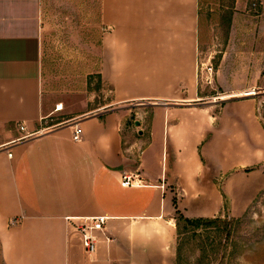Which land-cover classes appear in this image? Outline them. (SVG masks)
<instances>
[{
    "label": "crops",
    "instance_id": "1",
    "mask_svg": "<svg viewBox=\"0 0 264 264\" xmlns=\"http://www.w3.org/2000/svg\"><path fill=\"white\" fill-rule=\"evenodd\" d=\"M198 3L100 0L111 109L37 135L61 111L43 92L41 0H0V264H175L174 198L187 218L220 216V182L264 162L256 104L201 103ZM100 216L90 256L67 220Z\"/></svg>",
    "mask_w": 264,
    "mask_h": 264
},
{
    "label": "rangeland",
    "instance_id": "2",
    "mask_svg": "<svg viewBox=\"0 0 264 264\" xmlns=\"http://www.w3.org/2000/svg\"><path fill=\"white\" fill-rule=\"evenodd\" d=\"M198 17L201 103L216 110L227 102L256 104L264 131V0H199ZM101 33L100 0H41L43 92L55 111L62 110L39 132L111 109L112 93L98 73ZM138 114L133 111L128 121L132 141L138 139ZM234 177L229 193L220 182L223 214L213 218L243 220L238 238L244 240L236 256L231 244L213 264H264V162L237 169ZM187 239L182 237V264H196L199 242Z\"/></svg>",
    "mask_w": 264,
    "mask_h": 264
},
{
    "label": "trees",
    "instance_id": "3",
    "mask_svg": "<svg viewBox=\"0 0 264 264\" xmlns=\"http://www.w3.org/2000/svg\"><path fill=\"white\" fill-rule=\"evenodd\" d=\"M100 80H102L99 75ZM176 208V230L177 247L175 264H182V237L188 236V239H197L200 257L196 264H213L219 259L221 253L228 251L232 244L234 250L230 253L236 256L241 244L239 240V229L243 220L231 218H196L189 219L185 217L177 208L176 201H173ZM236 239V240H233ZM181 242V243H180ZM234 243V244H233ZM222 258H225L224 256Z\"/></svg>",
    "mask_w": 264,
    "mask_h": 264
},
{
    "label": "built area",
    "instance_id": "4",
    "mask_svg": "<svg viewBox=\"0 0 264 264\" xmlns=\"http://www.w3.org/2000/svg\"><path fill=\"white\" fill-rule=\"evenodd\" d=\"M74 134L73 140L75 142L81 141L82 130L78 128L77 125H74ZM55 130V129H54ZM20 131H25L23 126L20 127ZM53 131V130H52ZM47 132H39V134H45ZM130 176H126L123 178V187H129L133 182ZM68 223L74 227L75 231L77 232L81 246L85 250V252L92 256L95 254L98 245V234H105L106 223L108 218L100 216L94 218H69ZM16 221H12L11 225H15ZM107 241L110 242V238L106 237Z\"/></svg>",
    "mask_w": 264,
    "mask_h": 264
},
{
    "label": "water",
    "instance_id": "5",
    "mask_svg": "<svg viewBox=\"0 0 264 264\" xmlns=\"http://www.w3.org/2000/svg\"><path fill=\"white\" fill-rule=\"evenodd\" d=\"M135 125H136L137 127H139V126H140V122L136 121V122H135ZM140 135H142V132H140Z\"/></svg>",
    "mask_w": 264,
    "mask_h": 264
},
{
    "label": "bare ground",
    "instance_id": "6",
    "mask_svg": "<svg viewBox=\"0 0 264 264\" xmlns=\"http://www.w3.org/2000/svg\"><path fill=\"white\" fill-rule=\"evenodd\" d=\"M59 110H62V107L61 108L59 107Z\"/></svg>",
    "mask_w": 264,
    "mask_h": 264
}]
</instances>
